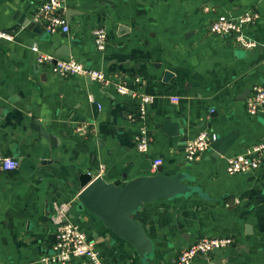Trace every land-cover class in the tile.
<instances>
[{"label":"crops","instance_id":"obj_1","mask_svg":"<svg viewBox=\"0 0 264 264\" xmlns=\"http://www.w3.org/2000/svg\"><path fill=\"white\" fill-rule=\"evenodd\" d=\"M43 1L0 0V30L10 36L0 39V153L18 161L0 172V264H39L66 206L105 264H176L178 251L202 236L232 242L211 260L190 264H264V159L252 173L226 172L228 156L264 139V106L253 116L245 109V98L264 81V0H65L70 30L51 34L34 20ZM249 10L259 18L243 32L256 47L243 49L232 36L208 31L214 17ZM95 27L107 32L103 51L93 44ZM32 46L50 54L64 47L69 55L59 58L101 70L131 92L82 75H54L37 65ZM165 71L172 73L166 81ZM140 94L152 96L146 154L134 147ZM81 124L89 126L86 133L76 130ZM202 130L236 136L223 155L209 149L185 161V141ZM157 158L162 172L187 173L196 190L144 203L135 213L153 242L143 260L98 217L77 210L78 175L100 173L106 181L151 175Z\"/></svg>","mask_w":264,"mask_h":264},{"label":"built area","instance_id":"obj_2","mask_svg":"<svg viewBox=\"0 0 264 264\" xmlns=\"http://www.w3.org/2000/svg\"><path fill=\"white\" fill-rule=\"evenodd\" d=\"M65 0H44L36 9L34 20L37 21L44 33L51 34L57 31L68 32L69 23L65 13ZM259 18L257 11L249 10L238 15H218L214 17L209 25L211 34L232 36L234 43L243 49L257 46L256 40L249 38L243 28L251 25ZM92 40L98 51L105 49L108 35L103 27H95L91 30ZM10 39V36L0 30V39ZM32 50L37 51V65L47 67L48 70L60 77L74 75H88L91 80L106 87L114 84L117 92L128 94L131 89L126 82L113 80L103 71L88 68L72 57L55 58L50 53H43L36 46ZM152 96L140 94L137 96V129L134 135V147L137 152L146 154L149 150L150 135L146 125V107L151 102ZM264 106V81L255 85L246 98L245 109L248 115L257 114ZM89 129L87 124L79 125L76 130L82 134ZM217 135L209 130L200 131L194 138L184 143V159L191 162L200 157L210 149V143L216 140ZM264 159V139L260 142L244 148L241 152L226 158V172L228 174L252 173ZM162 162L161 158L153 160V168ZM18 161L9 155L0 153V172L10 171L17 167ZM101 168H103L101 166ZM91 174V172H88ZM100 175L96 174L94 177ZM68 207L58 210L57 222L55 224V236L49 253H45L39 259V264H67L74 258H82L88 264H105L96 242L91 239L77 224H74L66 215ZM230 237L202 236L194 242L181 248L176 257V264H190L195 258L203 257L211 260L216 252L230 245Z\"/></svg>","mask_w":264,"mask_h":264},{"label":"water","instance_id":"obj_3","mask_svg":"<svg viewBox=\"0 0 264 264\" xmlns=\"http://www.w3.org/2000/svg\"><path fill=\"white\" fill-rule=\"evenodd\" d=\"M64 49L62 47L52 55L56 59L61 54L69 55ZM171 76L170 71H165L164 81ZM86 77L90 78L88 75ZM91 107L95 114L98 104L93 102ZM168 126L167 122L166 128ZM32 127H35L34 123ZM39 130L45 137L53 138L49 133L42 129ZM172 132L178 133L174 129ZM235 136V133H229L212 141L210 149L215 156L223 155L233 143ZM88 172H81L78 175L79 186L83 188L77 195V210L85 209L98 217L107 229L128 242L143 260H146L147 255L152 253L153 242L144 231L142 224L134 218L135 213L144 203L154 200H170L177 196L189 195L196 190V187L187 182V173L179 171L166 174L162 172V166H157L156 172L151 175H138L126 179V174L123 173L112 181H106L102 175L92 177Z\"/></svg>","mask_w":264,"mask_h":264}]
</instances>
